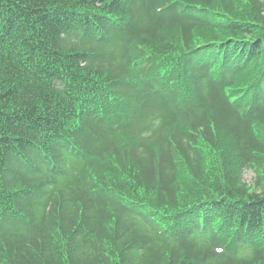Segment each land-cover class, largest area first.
<instances>
[{
    "label": "trees",
    "instance_id": "trees-1",
    "mask_svg": "<svg viewBox=\"0 0 264 264\" xmlns=\"http://www.w3.org/2000/svg\"><path fill=\"white\" fill-rule=\"evenodd\" d=\"M0 264H264V0H0Z\"/></svg>",
    "mask_w": 264,
    "mask_h": 264
},
{
    "label": "rangeland",
    "instance_id": "rangeland-1",
    "mask_svg": "<svg viewBox=\"0 0 264 264\" xmlns=\"http://www.w3.org/2000/svg\"><path fill=\"white\" fill-rule=\"evenodd\" d=\"M243 175V180H245L246 183H248V186H253L254 187V182H255V172L252 169H245L242 172ZM258 192H260V189H257Z\"/></svg>",
    "mask_w": 264,
    "mask_h": 264
}]
</instances>
